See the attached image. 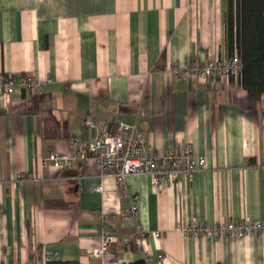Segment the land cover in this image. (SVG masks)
Here are the masks:
<instances>
[{
    "label": "crops",
    "instance_id": "crops-1",
    "mask_svg": "<svg viewBox=\"0 0 264 264\" xmlns=\"http://www.w3.org/2000/svg\"><path fill=\"white\" fill-rule=\"evenodd\" d=\"M214 57H228L225 0H0V73L42 84L38 93L0 91V264H264V234L176 229L264 217V96L254 100L238 74L167 70ZM88 110L96 128L85 127ZM118 121L156 150L190 145L205 168L155 187L146 174L102 178L94 160L42 163ZM132 202L135 216L126 214ZM136 222L160 235L122 245ZM104 232L117 241L96 256Z\"/></svg>",
    "mask_w": 264,
    "mask_h": 264
},
{
    "label": "built area",
    "instance_id": "built-area-1",
    "mask_svg": "<svg viewBox=\"0 0 264 264\" xmlns=\"http://www.w3.org/2000/svg\"><path fill=\"white\" fill-rule=\"evenodd\" d=\"M167 70L173 77L195 78L198 76L223 79L238 74L240 63L237 56L233 55L210 58L201 64L190 63L182 68L177 65H169ZM16 88L38 93L41 91L42 84L40 80L31 75H24L16 79L13 75L0 73V91L6 98ZM84 124L86 128L97 127L98 122L92 111L88 110L85 113ZM88 160H94L97 163L102 178L113 176L117 180H124L129 175L146 174L155 187H160L166 182H174L179 176L192 180L195 174L206 166L205 157L193 155L190 145L182 149L156 150L143 135L136 131L133 123L124 121H118L98 129L91 138L74 137L70 152L51 151L42 159V163H50L57 168H67ZM259 166L264 170V157L261 158ZM22 177L23 175L20 176V178ZM95 189L101 190V185L98 184ZM136 211V205L132 202L126 210V214L135 216ZM176 229L184 237H250L264 234V217L250 218L245 214L238 220L213 224L191 220L179 222ZM159 235V231H146L136 222L119 242L122 245H128L133 240L139 245L147 236L158 237ZM116 241L117 239L113 235L104 232L100 239V246L94 249L93 254L96 256L109 255L111 244ZM157 259L158 262H161L163 257L160 255ZM47 261H49L48 258L42 262L35 261L28 264H46Z\"/></svg>",
    "mask_w": 264,
    "mask_h": 264
},
{
    "label": "trees",
    "instance_id": "trees-1",
    "mask_svg": "<svg viewBox=\"0 0 264 264\" xmlns=\"http://www.w3.org/2000/svg\"><path fill=\"white\" fill-rule=\"evenodd\" d=\"M225 39L228 56L236 55L241 86L254 100L264 96V0H225ZM135 247L136 242L130 241ZM126 245V246H128ZM67 262L47 261L46 264ZM128 264H148L138 259Z\"/></svg>",
    "mask_w": 264,
    "mask_h": 264
}]
</instances>
